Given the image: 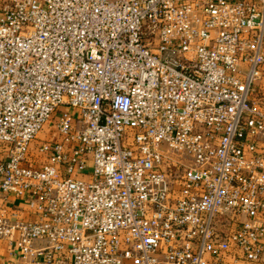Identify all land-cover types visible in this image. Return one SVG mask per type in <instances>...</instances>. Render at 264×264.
Returning a JSON list of instances; mask_svg holds the SVG:
<instances>
[{"label":"built area","instance_id":"obj_1","mask_svg":"<svg viewBox=\"0 0 264 264\" xmlns=\"http://www.w3.org/2000/svg\"><path fill=\"white\" fill-rule=\"evenodd\" d=\"M263 76L264 0H0V194L33 210L0 207V241L264 264Z\"/></svg>","mask_w":264,"mask_h":264},{"label":"crops","instance_id":"obj_2","mask_svg":"<svg viewBox=\"0 0 264 264\" xmlns=\"http://www.w3.org/2000/svg\"><path fill=\"white\" fill-rule=\"evenodd\" d=\"M43 138V137H42ZM14 202V203H13ZM0 207L6 210L8 216L27 220L33 215V210L28 204L20 200H9L5 202L2 200L0 194ZM17 262L10 255V246L7 241H0V264H16Z\"/></svg>","mask_w":264,"mask_h":264},{"label":"rangeland","instance_id":"obj_3","mask_svg":"<svg viewBox=\"0 0 264 264\" xmlns=\"http://www.w3.org/2000/svg\"><path fill=\"white\" fill-rule=\"evenodd\" d=\"M259 85H261V88L258 92V94L256 95L257 97V104L259 107H261L262 109H264V76L262 77V80L258 82ZM43 133L44 135L46 134V131L43 132L41 131L38 135V138H41L43 137Z\"/></svg>","mask_w":264,"mask_h":264}]
</instances>
